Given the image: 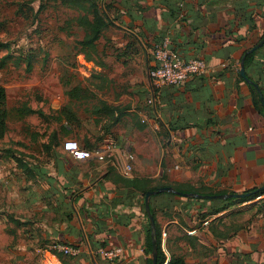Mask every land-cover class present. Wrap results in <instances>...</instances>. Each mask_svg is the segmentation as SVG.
Returning <instances> with one entry per match:
<instances>
[{"label": "crops", "instance_id": "1", "mask_svg": "<svg viewBox=\"0 0 264 264\" xmlns=\"http://www.w3.org/2000/svg\"><path fill=\"white\" fill-rule=\"evenodd\" d=\"M99 5L134 37L139 54L152 56L153 44L168 38L180 57L203 59L208 70L182 86L162 88L156 114L149 107V113H139L141 126L152 131L147 139L130 140L125 148L107 137L96 145L135 150L141 170L124 176L113 163L73 160L62 148L63 133L57 143L43 135L52 124L51 110L57 115L61 107L55 101L43 109L31 100L26 104V84L13 83L15 76L2 72L9 57L4 49L0 85L8 117L0 138V264H42L43 253L62 254L61 246L80 248L71 264H149L145 199L133 182L214 193H241L264 182V117L255 110L247 83L239 80L244 52L264 32V0H99ZM245 74L251 82H264V47ZM13 91L18 102L12 119ZM54 121L58 129L65 122ZM149 148L156 149L155 157L148 156ZM222 200L152 196L150 211L163 251L186 264H264V195Z\"/></svg>", "mask_w": 264, "mask_h": 264}, {"label": "rangeland", "instance_id": "2", "mask_svg": "<svg viewBox=\"0 0 264 264\" xmlns=\"http://www.w3.org/2000/svg\"><path fill=\"white\" fill-rule=\"evenodd\" d=\"M92 3L99 5V0H0V42L9 46L2 72L14 75L13 83L26 84V104L31 100L43 109L55 101L54 105L59 104L75 116L70 122L72 134L65 135L61 142L72 139L81 146L87 143L94 147L108 137L126 148L130 140L147 139L152 134L149 128L139 129L137 123L142 125L140 112L149 113L148 71L153 58L151 52L146 57L139 54L134 37L116 27L108 17L99 41L93 46L79 44L85 38L87 20L92 18ZM99 9L103 13L101 5ZM3 52L0 51V59ZM124 52L131 55L126 58ZM68 81L80 90L77 100L69 99L65 93L63 85ZM101 101L113 106L112 117L100 113ZM17 102L13 91L12 119ZM125 108L131 112L124 111L121 120L114 123L119 111ZM53 110L48 121L50 124L52 119V124L43 135L51 137L56 132L59 137L62 132L54 118L57 120L60 115ZM18 132L13 129V133ZM130 153L134 156L133 172L141 170L135 150ZM147 154L155 157L156 149L149 148ZM64 259L71 264L68 257Z\"/></svg>", "mask_w": 264, "mask_h": 264}, {"label": "trees", "instance_id": "3", "mask_svg": "<svg viewBox=\"0 0 264 264\" xmlns=\"http://www.w3.org/2000/svg\"><path fill=\"white\" fill-rule=\"evenodd\" d=\"M91 8H92V18L91 20H87V26H86V32H85V38L79 43L82 46H91L92 44L94 45L97 41H99L101 35H102V31L106 26V17L103 13H101L98 4H91ZM264 38V32L261 36V38L259 39V41L261 39ZM163 40V39H162ZM162 40L156 42L155 44L161 42ZM258 41V42H259ZM257 42V43H258ZM152 47V58L154 56V45ZM92 45V46H93ZM264 47V45L262 46ZM6 49L7 51L9 50V46L7 43H3L0 42V51ZM250 49V48H249ZM248 49V50H249ZM247 51V50H246ZM246 51L244 52V54L246 53ZM257 50L251 54L246 55L245 60H244V65L245 68L249 66V64L252 62V59L254 57V55L256 54ZM243 54V56H244ZM242 56V57H243ZM196 78H200V77H196ZM248 78V77H247ZM249 79V78H248ZM239 80L241 82H244V80L241 78V76L239 75ZM250 80V79H249ZM187 82V81H186ZM185 82V83H186ZM71 82H65L64 89H65V93L67 94V96L69 97V99L71 100H77L80 97V90L77 86H70ZM256 85V86H255ZM172 87V86H169ZM247 87L252 95L253 98V106L255 108V110L263 116L264 114V82H252V84H247ZM165 88V87H164ZM261 97L263 98V100H261ZM101 103V107H100V113L105 114L106 117L110 118L112 117L115 113L113 106L108 105L105 102H100ZM151 111L153 113L156 114L155 112V107H151L149 105H147ZM99 112V111H98ZM122 114L124 115V110L123 111H119V115L116 116L114 118V123H118L121 118L123 117ZM60 117L57 119L59 122L64 119V124L61 125L59 131L62 132L64 135H70L72 134L73 130L70 126V122L72 120H75V116L73 114H71V112L67 109H62L59 112ZM7 117H8V110H7V103H6V91L4 89V87H2L0 85V138L4 136V134L7 131ZM162 127V125H161ZM144 127L139 125V129H143ZM165 131V130H163ZM165 135V134H164ZM52 139H54L57 143V133L54 132L51 135ZM165 137H167V135H165ZM80 145V144H79ZM81 146V145H80ZM89 145L87 143H85V147L81 146L82 148L85 149H92L95 148L94 147H88ZM94 162V161H93ZM96 163V162H95ZM99 163V162H97ZM102 164V163H100ZM139 182L141 181H135L133 182V184H135L136 186H139L141 188V194L143 196V198L145 199V194L149 191H155L157 188H152L150 186H148L147 181H142L146 184L144 185H140ZM141 182V183H142ZM264 184V182L259 185L256 186L250 190H246L244 192L241 193H246V192H253L254 190H256L257 188H259L260 186H262ZM161 187H172L175 191L179 192V193H193V194H198L201 196H211V195H221V194H232L233 192H218V193H214V192H201L199 189H196L190 185H182V184H162ZM264 195V190L260 191L258 193L252 194L248 197H244V198H239V199H224L222 200L224 203L229 204V203H234V202H246V201H250L256 198H259L261 196ZM179 196V195H178ZM151 215L153 216L154 219V224H155V240H156V245H157V258H156V264H186L185 260L182 257H178V256H174V255H167L163 249H162V234L160 229L158 228L157 224H156V220H155V216L153 214V212L151 211ZM144 232H145V247H144V252L147 256L151 255L152 252V239H151V228L149 225V220L146 217V223H145V227H144ZM56 256L58 257L59 261L61 262V264H69V262L65 261V257L67 258L68 256H65L63 254H56ZM72 257H68V260L70 261ZM149 264H152V259H149Z\"/></svg>", "mask_w": 264, "mask_h": 264}, {"label": "built area", "instance_id": "4", "mask_svg": "<svg viewBox=\"0 0 264 264\" xmlns=\"http://www.w3.org/2000/svg\"><path fill=\"white\" fill-rule=\"evenodd\" d=\"M208 68L203 59L185 60L180 57L171 47L168 38L154 45V56L152 67L149 71V79L152 94L147 104L155 107L157 95L164 87H179L186 81L202 77ZM63 150L77 162L95 161L102 164H116L124 176L132 172L134 156L128 150L120 149L115 144H100L92 149L82 148L76 140L68 139L63 142ZM2 180L0 179V186ZM60 252L68 257H77L81 250L77 246H61ZM103 254V250H99ZM107 256L113 257L111 252ZM42 264H61L57 257L51 252L42 254Z\"/></svg>", "mask_w": 264, "mask_h": 264}, {"label": "water", "instance_id": "5", "mask_svg": "<svg viewBox=\"0 0 264 264\" xmlns=\"http://www.w3.org/2000/svg\"><path fill=\"white\" fill-rule=\"evenodd\" d=\"M263 45H264V38L261 39L256 45L251 47L249 50H247L246 53L244 54V56L242 57L241 61H240L239 73H240V76L243 78V80L247 84L251 85L252 82L247 78V76L245 74V65H244L245 57H246V55L255 52L256 50L261 48ZM261 100H263L262 97H261ZM263 116H264V114H263ZM263 190H264V184L262 186H260L259 188H257L256 190H254L253 192L221 194V195H213V196H208V195L201 196V195L193 194V193H179L171 187H162V188H158L155 191L147 192L145 194V210H146V214H147V217L149 220V225L151 228V239H152L151 259H152V264H156V258H157V245H156V240H155V224H154L153 216L151 215V211H150V198L152 196L160 194V193H172V194L179 195V196L192 197V198H198V199H239V198L248 197L252 194L258 193V192L263 191Z\"/></svg>", "mask_w": 264, "mask_h": 264}]
</instances>
